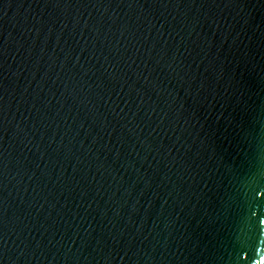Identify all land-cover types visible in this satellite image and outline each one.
<instances>
[{"label":"water","instance_id":"water-1","mask_svg":"<svg viewBox=\"0 0 264 264\" xmlns=\"http://www.w3.org/2000/svg\"><path fill=\"white\" fill-rule=\"evenodd\" d=\"M0 264H264V0H0Z\"/></svg>","mask_w":264,"mask_h":264}]
</instances>
